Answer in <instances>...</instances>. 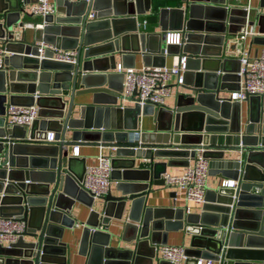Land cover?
Returning <instances> with one entry per match:
<instances>
[{
    "label": "water",
    "instance_id": "water-1",
    "mask_svg": "<svg viewBox=\"0 0 264 264\" xmlns=\"http://www.w3.org/2000/svg\"><path fill=\"white\" fill-rule=\"evenodd\" d=\"M55 1L57 13L41 17L44 27L28 43L15 39L14 25L24 26L21 15L31 1L0 0V49L8 53L0 70V215L28 223L16 241L0 246V264H68L62 239L66 228L77 226L69 215L76 201L95 218L82 225L79 252L86 264H154L157 246L181 230L191 235L186 261L241 260L252 242L264 241V96L247 101L246 120L242 103L221 97L240 90L241 81V61L224 53H236L233 40L246 26L264 34V15L258 11L251 20V10L229 8L226 0H184V8L161 10V33L147 34L139 33L137 16L151 10V0ZM170 32L181 34V45L167 44ZM41 43L76 50V64L53 61L51 49L41 59ZM117 56L123 68H136L137 56L146 67H165L155 63L160 57H185L175 106H142L138 92L126 97L124 74L110 72ZM86 95L88 104L76 103ZM8 105L39 108L28 136L7 122ZM141 116L155 118V131L139 134ZM51 131L55 142L46 143ZM76 146L99 148L111 158L120 195L102 196L101 211L81 187L87 165L74 169L85 163L70 155ZM200 149L226 166L237 187L207 189L198 213L148 206L152 185H166L167 167L189 165ZM113 220L133 230L135 249L120 253L110 245Z\"/></svg>",
    "mask_w": 264,
    "mask_h": 264
},
{
    "label": "built area",
    "instance_id": "built-area-1",
    "mask_svg": "<svg viewBox=\"0 0 264 264\" xmlns=\"http://www.w3.org/2000/svg\"><path fill=\"white\" fill-rule=\"evenodd\" d=\"M247 10L250 12L252 0H247ZM30 14L32 16L45 17L57 13L56 4L53 0H32L29 3ZM95 13L91 12L89 20L95 19ZM43 24H27L23 29H40ZM248 26H246L247 28ZM260 36L257 31H249L245 29L237 34L234 38L235 43H242L248 37ZM168 45H181V34L179 32L167 33ZM41 59L46 49L53 50V61L76 64L78 52L76 50L57 49L51 45L44 43L39 44ZM8 53L0 49V70L4 69L5 55ZM241 68L239 76L240 90L234 91L231 94V101L246 102L251 97L264 96V47L261 54L256 57H251L246 51L242 52L240 58ZM186 69V58L179 59V63L173 67H143L123 68L118 66V73H123L124 80V95L131 97L135 92L139 93L138 99L140 105H156L163 106L165 99L170 95L172 84H183L182 74ZM39 118V108L36 105H8L6 109V119L11 126L22 128H31ZM55 142V133H48L46 143ZM102 151V150H101ZM73 155L79 157L80 147L76 146L73 149ZM204 150H197L194 165H189L186 171L181 175H172L165 173L162 175L165 184L172 187H178L185 191V198L188 202L198 205L205 203L207 178L210 174V161L205 158ZM1 162V160H0ZM113 166L111 158L102 153L98 157V163L90 165L86 168L81 187L89 192L94 198L105 196L109 190L112 179ZM237 180H225L222 183L224 187L236 188ZM189 205L187 212H189ZM28 229V223L23 216H2L0 215V246L8 245L10 242L16 241ZM159 251L161 258L169 261L172 264H183L188 258L186 247L184 245H169L161 244L156 248ZM197 264H223V259L208 260L200 258Z\"/></svg>",
    "mask_w": 264,
    "mask_h": 264
},
{
    "label": "crops",
    "instance_id": "crops-1",
    "mask_svg": "<svg viewBox=\"0 0 264 264\" xmlns=\"http://www.w3.org/2000/svg\"><path fill=\"white\" fill-rule=\"evenodd\" d=\"M20 5L23 6V3L32 1V0H18ZM53 2L56 4V1L53 0ZM30 3V2H29ZM186 6V3L184 0H151V10L148 11L145 15H139L137 16L138 23H139V33H147V34H155V33H161L162 32V24L166 23V21L162 22L160 13L163 9H178V8H184ZM226 6L231 7H239V8H247L248 1L247 0H226ZM30 7L29 4L25 7V14L21 15L22 22H24V25L27 24H42L41 17L38 16H32L30 14ZM251 20H255L256 13L259 11L260 15H264V0H252L251 3ZM127 18H129L127 16ZM167 24H168V17L166 18ZM169 23H171V17L169 20ZM245 29H248L249 31H257L259 33V27L255 26L253 27H244L239 33L244 31ZM15 30V39L22 40L24 39L28 43H31L34 41L35 37V29L26 28L23 29V27H19L18 25H14ZM29 33L30 38H29ZM238 33V34H239ZM237 51L236 53H224V57L228 58H234L239 59L242 57V52L246 51L250 54L251 57H256L257 55L261 54V51L264 47V34L260 33V36L257 37H248L245 41L242 43H237ZM165 45V44H164ZM227 45V42H226ZM226 51V50H225ZM156 64H165L166 67H173L179 63V57L176 56H167L166 58L160 57L156 60ZM116 65L123 66L122 60L119 56L116 57ZM136 68L141 69L143 67H146L144 65V62L142 60L141 56L136 57ZM110 72H118L117 69L115 71L110 70ZM125 80V76H124ZM117 83H119V80H116ZM118 85V84H117ZM176 83L174 82L171 87L170 95L165 99V103L163 106L166 107H174L177 101V89L175 88ZM234 86V85H233ZM241 86V84H240ZM179 92H181V89H179ZM234 91L226 92L224 94H221V97L223 98H230L231 94ZM68 99V98H67ZM91 99L90 95L76 97V103L80 105L88 104V100ZM130 105V104H126ZM243 112H244V119L248 117L249 112V104L248 102L242 103ZM78 110V108H77ZM77 117V115H75ZM28 131L27 136L30 133V128H25ZM156 129V122L155 118L153 116H141L140 117V130L139 134H147L155 131ZM53 133V131L49 132ZM80 147V155L77 158L83 159L85 163L76 162L74 165V169L77 172H81L83 169V164H86L87 167L90 165H95L98 163V157L102 153L101 149L95 148V147ZM105 155L108 156L107 151H103ZM70 155H73L72 149H70ZM233 158H238L237 156H233ZM159 162H165L167 160L160 159ZM140 160L137 161L139 163ZM194 160H191L189 165H194ZM212 171L210 172L208 178H207V189L209 188H218L219 186H222L223 181L225 180H235L233 176L229 173L226 166L222 165L220 161H210ZM183 166V165H172L167 167V173L172 175H181L183 174L187 167L189 166ZM114 195H120V192L117 188V181L112 180L110 185V190ZM68 203V202H67ZM147 204L148 206L154 207V208H167V207H183L187 210V206L189 205V213L194 212L198 213L201 211L202 205H198L192 202H188L185 198V191L179 189L178 187H172L168 185H152L151 191L147 197ZM104 201L101 198H95L93 203V209L97 211H101L103 209ZM130 209V203L129 208L126 210V214ZM91 208L87 205L81 203L80 201H76L73 209L71 211V214H69L72 219H77L76 223L77 226L75 229H69L66 228L64 232V237L62 241L64 243H67L68 247V264H86L87 257L83 254H80L79 248H80V239L81 234L83 230V223L88 221L90 218L94 220V217H90ZM126 222L119 221V220H113L110 227L108 228L109 231L112 234L110 245L112 247H115L120 253H127L128 250L135 249V242L130 241V237L133 236V230L132 229H126ZM105 229V227L103 228ZM26 239H30V237H26ZM191 241V235L186 234L185 231H171L168 235V244L169 245H184L186 248L190 245ZM252 245H254L253 248H250V250L243 252L240 254V257H243L241 260H231L230 262L226 264H234L238 262V264H261L264 263L263 260H261L262 253L259 251L260 246H264L263 240H256L252 242ZM116 251V252H118ZM163 259L161 258V254L159 251L156 252L155 258H154V264H160V262ZM204 261H208L204 259ZM141 263H144L143 261ZM165 264V263H164ZM183 264H194L193 261L188 260L184 261Z\"/></svg>",
    "mask_w": 264,
    "mask_h": 264
},
{
    "label": "rangeland",
    "instance_id": "rangeland-1",
    "mask_svg": "<svg viewBox=\"0 0 264 264\" xmlns=\"http://www.w3.org/2000/svg\"><path fill=\"white\" fill-rule=\"evenodd\" d=\"M30 34H31V33H29V38H30Z\"/></svg>",
    "mask_w": 264,
    "mask_h": 264
}]
</instances>
